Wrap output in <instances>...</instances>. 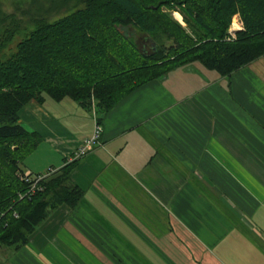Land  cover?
Returning <instances> with one entry per match:
<instances>
[{"label": "crops", "instance_id": "1", "mask_svg": "<svg viewBox=\"0 0 264 264\" xmlns=\"http://www.w3.org/2000/svg\"><path fill=\"white\" fill-rule=\"evenodd\" d=\"M41 141L23 168H61L93 130L64 97L19 112ZM99 146L69 181L82 190L0 264H264V55L222 76L183 65L101 117Z\"/></svg>", "mask_w": 264, "mask_h": 264}, {"label": "trees", "instance_id": "2", "mask_svg": "<svg viewBox=\"0 0 264 264\" xmlns=\"http://www.w3.org/2000/svg\"><path fill=\"white\" fill-rule=\"evenodd\" d=\"M174 10L186 27L172 18ZM63 11L37 21L9 54L0 43V247L18 248L55 208L82 197L69 181L78 160L32 191L34 179L23 177L24 159L42 139L20 119L31 100L69 97L100 124L125 94L176 67L200 63L225 76L264 55V0H74ZM237 13L242 29L227 40ZM135 33L155 48L140 46Z\"/></svg>", "mask_w": 264, "mask_h": 264}, {"label": "rangeland", "instance_id": "3", "mask_svg": "<svg viewBox=\"0 0 264 264\" xmlns=\"http://www.w3.org/2000/svg\"><path fill=\"white\" fill-rule=\"evenodd\" d=\"M61 1L62 0H0V43H4L3 52H6L4 55L9 54V51L15 49L16 43L23 35H25V33L35 28L37 21L51 19L64 14L63 10L67 7V5L72 4L74 0L69 1L66 6L64 5L65 7L60 5L59 10H57L56 6L57 4H60ZM170 14L175 21L186 27L182 15L178 11H171ZM176 14H178L180 18H177ZM242 26L240 16L237 13L232 17L225 39H235L237 33L242 29ZM134 36L136 39H140V46L141 44H145L143 47H149V37L145 35L141 36L139 33H135ZM166 44H173V42L171 39H168L166 40ZM25 171L27 172L28 170L25 169L24 172ZM42 222L35 227L34 231ZM32 233L29 235L28 240L31 238L30 236ZM5 248L14 249L15 246L0 247L1 250H4Z\"/></svg>", "mask_w": 264, "mask_h": 264}, {"label": "built area", "instance_id": "4", "mask_svg": "<svg viewBox=\"0 0 264 264\" xmlns=\"http://www.w3.org/2000/svg\"><path fill=\"white\" fill-rule=\"evenodd\" d=\"M101 130H102V126L96 121V118H95V123H94L92 133L88 137H86L82 141V143L72 152V154L67 158V162H72V161L81 159V157H84L87 153L91 152L95 146H99L101 144L100 142ZM56 169L58 168H50L45 173L32 174L31 177H28L29 174H31V172L25 171L23 174V177L26 179H29V178L34 179V182H32V185L30 188V190L32 191L36 187V184L38 183L39 180L51 174Z\"/></svg>", "mask_w": 264, "mask_h": 264}, {"label": "water", "instance_id": "5", "mask_svg": "<svg viewBox=\"0 0 264 264\" xmlns=\"http://www.w3.org/2000/svg\"><path fill=\"white\" fill-rule=\"evenodd\" d=\"M150 42V45L152 46V48H155V43L151 40V38L148 39Z\"/></svg>", "mask_w": 264, "mask_h": 264}, {"label": "bare ground", "instance_id": "6", "mask_svg": "<svg viewBox=\"0 0 264 264\" xmlns=\"http://www.w3.org/2000/svg\"><path fill=\"white\" fill-rule=\"evenodd\" d=\"M176 17H177V18H180L178 14H176Z\"/></svg>", "mask_w": 264, "mask_h": 264}]
</instances>
